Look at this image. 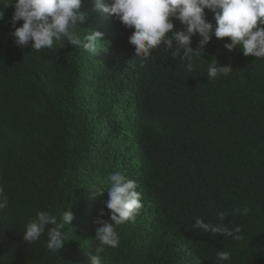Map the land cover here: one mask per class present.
I'll return each mask as SVG.
<instances>
[{
	"label": "trees",
	"instance_id": "1",
	"mask_svg": "<svg viewBox=\"0 0 264 264\" xmlns=\"http://www.w3.org/2000/svg\"><path fill=\"white\" fill-rule=\"evenodd\" d=\"M99 1L82 0L86 19L76 29L81 39L104 34L92 56L67 41L40 52L16 45L14 4L0 0V186L8 197L0 264H88L96 221L111 222L106 188L116 172L136 181L143 207L117 227L119 245L105 247L102 264H264V58L229 52L230 38L213 36L193 55V72L165 45L141 66L128 39L134 28ZM216 60L231 70L209 81ZM245 207L247 215L237 211ZM66 210L74 220L59 252L47 249L46 233L24 242L39 211ZM197 218L239 226L243 239L200 233ZM220 251L230 260L219 261Z\"/></svg>",
	"mask_w": 264,
	"mask_h": 264
},
{
	"label": "clouds",
	"instance_id": "2",
	"mask_svg": "<svg viewBox=\"0 0 264 264\" xmlns=\"http://www.w3.org/2000/svg\"><path fill=\"white\" fill-rule=\"evenodd\" d=\"M15 11L12 16L14 31L11 33L16 45L26 47L31 43L35 52L52 49L54 44L63 45L67 41L71 46L83 48L95 56L97 42L103 33L96 31L84 35L81 39L76 29L86 19L81 11L82 0H12ZM96 5V2H95ZM205 9L214 13L215 24L207 19ZM105 13L116 16L121 23L134 31L129 36V43L135 48L136 57L143 66L151 58L154 49L165 45L176 58L182 51V59L188 60L187 69L193 72L191 59L194 54L204 52L205 46L212 40L230 38L224 47L229 51L239 48L244 56L256 59L264 58V0H110L102 7ZM178 20L183 28L175 30L173 19ZM3 20V12H0ZM23 20L20 27L17 22ZM199 35V48L191 45L193 37ZM229 66L209 65L207 77L214 81L218 75H228ZM108 200L105 202L111 211L110 221L98 219L95 240L98 246L95 253H88V264H102L101 253L105 247L119 245L117 227L124 225L139 214L143 207L141 193L137 191L136 181L125 174L116 172L108 177ZM8 197L0 186V209L6 208ZM247 215L248 208L237 209ZM103 211L100 216H103ZM221 219L224 213H218ZM74 220L71 210L63 211L59 216L49 211H39L36 217L26 224L23 240L31 244L47 235L46 247L51 252H59L66 242V227ZM51 226V227H49ZM200 233L213 236L222 235L241 240V228L229 230L226 226L206 223L197 218L193 225ZM231 253L220 251L217 259L221 262L230 260ZM196 264H201L199 260Z\"/></svg>",
	"mask_w": 264,
	"mask_h": 264
},
{
	"label": "rangeland",
	"instance_id": "3",
	"mask_svg": "<svg viewBox=\"0 0 264 264\" xmlns=\"http://www.w3.org/2000/svg\"><path fill=\"white\" fill-rule=\"evenodd\" d=\"M98 3H100V1H99V0H98ZM99 7H101V5H100V6H98V8H99Z\"/></svg>",
	"mask_w": 264,
	"mask_h": 264
}]
</instances>
